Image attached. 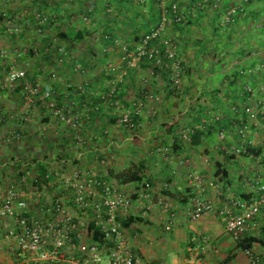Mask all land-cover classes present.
Wrapping results in <instances>:
<instances>
[{"label": "crops", "instance_id": "1", "mask_svg": "<svg viewBox=\"0 0 264 264\" xmlns=\"http://www.w3.org/2000/svg\"><path fill=\"white\" fill-rule=\"evenodd\" d=\"M178 1L185 21L172 29L170 36L176 43L181 67L173 73L171 62L167 60L160 68L161 72L152 75L151 86L144 78V72L150 71L140 64L134 66L122 59L108 73L103 71L108 59L105 62L98 59L95 55L97 47L93 50L89 46L88 52L83 50L89 53L85 58L88 80L83 82H87L89 88L83 96L73 90L70 100L75 101L74 109L80 115L84 114L82 97L89 107L98 106L99 110L94 111L91 121L80 128L86 143L79 154L71 130L41 109V104L36 103L38 111L35 110L32 116L27 111L18 116V102L23 101L21 90L17 88L5 93L1 87L3 74L10 63L7 60H0V116L7 114V117L15 118L8 126L22 133L25 150H34L31 158L48 165V170L68 173L79 169L130 194L131 208L121 216L129 222L123 227V233L128 245L142 256L145 264H247L244 250L237 248L236 241L225 231L216 214L207 213L193 222L188 212L195 196L211 199L220 207L231 198L249 199L257 195L256 179L264 172V115L251 121L242 109L254 105V101L264 96V73L257 69L264 61V0H213L204 9L196 7L195 0ZM55 3L56 0H52V4ZM8 4L11 6L10 1L0 0V21L7 20L13 13L7 9ZM232 5L241 6L243 13L234 24L223 23L220 16ZM79 45L74 53L79 50ZM112 55H118L115 60L122 58L118 52ZM249 69L254 74L246 73ZM64 80L75 89L78 87L75 84L81 83L83 78L73 74V78L65 76ZM173 85L177 89L172 88ZM247 86L254 89L252 97L246 93ZM114 87L119 89L114 103L118 101L123 109L133 110L137 104H144L138 113L141 126L135 132L119 124L114 103L94 97ZM89 90L97 94L88 93ZM150 91L155 93L158 103L150 102ZM235 105L240 109L238 113L233 112ZM2 121L4 119L0 117V129ZM242 124L247 125L245 138L239 137L236 143L232 139L219 140L220 130L237 135ZM191 128L202 132L198 144L189 140ZM7 129L0 130L1 137ZM261 134L262 138L256 141L255 136ZM245 144L260 147L261 153L257 156L233 154L230 158L232 148H243ZM173 148L177 150L173 151ZM24 158L12 156L6 165L12 164L13 159ZM139 160L145 165L146 186L119 185L110 176L111 169L120 170ZM224 169L227 175L223 177L219 170ZM1 175L5 180L13 177L5 170L0 172ZM23 188L29 191L28 186ZM47 195L55 200L57 196L65 197L67 191L58 183L46 190L45 195L42 192L39 201L35 197L29 198L30 215L42 214ZM0 224L3 226V222ZM10 225L14 227V224ZM83 231L78 228V242H70L68 246L84 243L81 234L86 232ZM249 235L259 238L251 249L264 264V218H256ZM85 239L91 243L87 235ZM12 244L11 239L0 233V264H18V259L10 252ZM192 246L199 248V254L190 261L188 252ZM85 257L81 254L78 258L83 261ZM67 260L64 256L45 264H68Z\"/></svg>", "mask_w": 264, "mask_h": 264}, {"label": "built area", "instance_id": "2", "mask_svg": "<svg viewBox=\"0 0 264 264\" xmlns=\"http://www.w3.org/2000/svg\"><path fill=\"white\" fill-rule=\"evenodd\" d=\"M8 1V0H7ZM160 3L161 20L158 27L152 29L146 34L142 42L134 49L137 59L149 54V59H155L156 64L161 62L162 56L173 58V68L179 70L181 67L180 59L176 58V45L171 39L164 38V32L168 25L180 23L184 19L180 4L175 0L168 6V0H157ZM213 0H195L194 5L204 9ZM243 13L241 6H229L221 17L223 23H232ZM20 28L11 20L5 23V33L9 36L17 35ZM158 41V45L147 48L151 41ZM163 49V50H162ZM19 55V54H17ZM175 56V57H174ZM8 50L0 47V60H7ZM78 68V67H77ZM264 69V62L259 65ZM33 82L28 78L25 68H19L14 63H9L8 69L3 74L1 81L2 89L13 91L21 88L25 106H32L38 100L48 107L46 98L50 95V90L40 93L38 82ZM52 106V104L50 105ZM136 105L137 113L140 112ZM53 117L62 125L73 129L82 127V116L74 113L71 107L64 108L48 107ZM249 120H254L258 114H264V98L260 101L259 111L245 109ZM120 124L127 129L135 131L139 124H134L130 117V110L120 114ZM247 126L239 129L240 134L246 132ZM22 134L15 129H8L2 136V141L10 142L19 140ZM219 140L226 137L224 131L218 134ZM85 144L83 137L78 136L76 147L82 148ZM241 147L235 149L237 153L241 152ZM46 175L47 182L43 183L41 190L24 191L17 184L8 185L0 198V233L6 238L11 239L13 244L10 252L18 259V264H45L64 257L61 253L62 248L71 242V234L83 228L87 235V224L80 222L79 217L74 210L80 212H89L96 224L101 226L104 233V242L88 243L87 245H72V249L83 254L85 259L81 261L75 254L71 255L67 262L72 264H145L142 256L137 254L130 247L123 233L121 216H125L131 208L130 194L120 189L113 183L100 180L93 177L89 172L79 169H73L68 173L60 171H50ZM35 175L31 169H25L21 177V183H26L27 179ZM58 183L65 186L67 195L55 201L46 196V206L41 209V213L29 214V198L38 199L42 192L56 187ZM257 195L249 199L231 198L228 202L218 207L211 199L193 197L188 212L190 220L195 222L201 219L207 213H214L218 216L224 225L225 231L236 241L249 232L255 225L256 218H264V172L256 179ZM49 198V199H48ZM14 224V227L10 224ZM68 248V246L66 247ZM248 261L247 264H261L259 255L251 248L245 249ZM199 254L198 247H190L188 259L190 261L197 258ZM105 256V258H103ZM21 258V259H20Z\"/></svg>", "mask_w": 264, "mask_h": 264}, {"label": "trees", "instance_id": "3", "mask_svg": "<svg viewBox=\"0 0 264 264\" xmlns=\"http://www.w3.org/2000/svg\"><path fill=\"white\" fill-rule=\"evenodd\" d=\"M34 1H39V0H34ZM77 1H80V0H58V1L56 0L55 10H53V12H51L49 14H43L42 13V14H38V16H32L31 20L37 21L36 26H38V31L41 33V35H43L42 39L46 45L41 49V52H40L42 54L41 57L39 59H37V61L35 60V66H36V63H38L39 65L35 67L34 71H37V72L42 71L41 64H43L44 62H50L55 67L59 61L66 63L65 61L67 60L66 59L67 56H69V57L73 56V54H74L73 50L75 49L76 45H78L81 41L83 42V41L87 40V38H89L90 35H92V34L88 33L84 28L75 29V28L69 26V28L66 31H59L57 34L59 41H63V43H65V45L59 46L57 44V45H55L56 47L54 48V50H52L50 48L52 45L53 38L50 37L49 35H46L43 30L45 29V27L48 24H55L57 21H61L62 20L61 17H63L64 13H69V10L67 8L61 9V7H59L60 5L64 4L65 2L72 3V2H77ZM90 1H92V0H90ZM93 1H94L93 7H87L85 9L86 0H84L83 3L81 4V8H80L81 10H83L84 14L89 16V18L92 17V20L94 19V12L99 10V6H98L99 3H102V8H103L104 12L107 10H110V8H112L113 6H116V8H118L119 12L121 11L122 13L124 11L134 9L132 16H130V17L127 16V18H124L123 20H121L122 22L120 21L122 23V25L125 24L126 27L131 28L130 31L127 32L124 29H122L121 27L115 28L113 25V22L116 23V20H114V19H107L104 22L103 28L98 30V32H99V36H98L99 40L98 41L100 43V47L102 46L101 50L104 51V56L100 57L98 55V59L102 62H105L107 59L109 60V58L112 56V54L117 53V52L120 54V56H122L124 58V55L126 53H128L132 49H135L137 47V45H139L142 42V40L146 34L150 33V31L152 29L158 27L160 20H161L160 3L157 0H93ZM173 1H175V0H168V6H170ZM42 2L46 3L45 0H43ZM142 3H144L147 7V10H148L147 12L149 13L148 18H146L145 14H143V12H141L139 10V7ZM138 16L142 19V21L139 22L137 20ZM7 18L11 20L12 17L11 18L7 17ZM184 21H185V18L180 23H173V24L168 25V26H171L172 29L174 30V28L180 27V25H182L184 23ZM125 22H127V23H125ZM168 26H167L166 30L168 29ZM86 32H87V34H86ZM158 44H159L158 41L153 40L149 44H147V48H150L151 46L158 45ZM89 46H91V45H89ZM89 46L87 45L85 48H82V50L87 51ZM91 48L94 50V46H92ZM111 51L114 53H112ZM120 51H122V52L120 53ZM29 52L32 55L37 54V52L35 53L32 50H29ZM93 54H95V53H93ZM175 56H176V58L180 59L177 53L175 54ZM85 58H86V56L84 54H82L76 60H72L74 66H75L74 69L76 70V73L79 74L80 76H84L87 72V68H88L87 63H86L87 60L85 61ZM108 60L105 62L104 65L107 66ZM129 60H130V58L126 57L124 62L128 63ZM167 60L170 62L174 61L173 58H168V57L162 56V61L159 64H156L155 59H149V54L147 53V54L142 55L139 58L137 63L140 64L142 68L149 69V71L154 76H156L161 72L160 68L164 67L165 62ZM180 61L182 63V60H180ZM263 62H261V63H263ZM109 69H111V68L109 67ZM258 70H259V73H261V74L264 73L263 68H260ZM26 71H27V69H26ZM110 72H111V70H109L108 73H110ZM247 72H249V74H254L252 69L246 70V73ZM27 76L33 82V84H36L35 82H37V81L35 78L29 76V74H27ZM262 81L264 83V76H263ZM85 84H86L85 87H87L89 85L87 82ZM69 85L67 88L68 91H66L64 94L63 93L57 94L55 89H52V88L50 89V91H49L50 95L46 98L47 104H49L48 107L64 108L65 110H67L68 107H71L72 111L74 113H78L76 108L74 109L75 102H74L73 106L71 105L72 102L70 99H72L71 98L73 95L72 91L75 90V91H77L76 92L77 94L81 93V95L83 96V95H85V93L87 92V89L89 87L86 89L74 87L75 89H72V84L69 83ZM263 86H264V84H263ZM172 88L177 89L176 85H173ZM19 89L21 90V88H19ZM44 92H45V90H43V88L40 86V93L43 94ZM246 93L248 94V97H252L254 95V89L251 86H247L246 87ZM118 94H119V89L117 87H114L111 90L109 89V91L107 93H101V94L95 95L94 97H98V99H100L102 101L109 100L108 102H111V104H112L117 99ZM91 96L93 97V95H91ZM82 98H81V100H82L81 107L86 108L85 115H83L82 119H81L83 122V124H82V127H83V126H86V122H88L89 120L91 121V119L93 118V115L95 114L94 111L99 110V107L98 106H92V107L90 106L89 107L88 104L85 102V100H83ZM263 98H264V96H263ZM66 99L70 100V102L65 101ZM262 99H259L258 101H254V103H255L254 105H246L243 107L242 111L247 116V118H248V115L245 112V109L249 108L251 110L259 111L260 101ZM35 103H38L39 105L41 104L42 105L41 109L48 111V113L53 117L51 110H50L51 108L49 109L40 100H38V95L36 96ZM51 104H52V106H50ZM239 110H240L239 107L237 105H235L233 112L238 113ZM260 115L262 116L264 114H258V117ZM130 117L132 118V121L134 122V124H139V114L137 113L136 109H134V108H133V110L130 109ZM111 119H113V121H116V118H114V117H111ZM118 119L120 120V114H118L117 120ZM105 126L106 125L104 124V127ZM244 126H245V124H242L239 127V129H243ZM67 127L71 130V133H72L71 136H74L73 139L75 141L74 143L76 144L77 137L78 136L83 137L80 133V129H73L69 126H67ZM16 131L18 132V130H16ZM220 131L226 132L224 129H222ZM219 132H218V134H219ZM188 134H189V136H188L189 140L192 143L198 144L200 142V138L202 135L201 131L196 130V129H192L189 131ZM103 135H104V133H103ZM237 135L239 137L242 136V134H240V133H238ZM44 138H46V136H43V139ZM84 140L86 143L85 138H84ZM221 141H223V140H221ZM84 145H83V147H84ZM242 149L243 150H241V155H244V156H257L261 153L260 147L254 148V147H251V145H249V144H245V147H243ZM176 150L177 149L173 148V151H176ZM233 157H234L233 154L230 155V158H233ZM12 161L13 162H11L12 164H10V165L16 169V175L8 178L9 181L5 182V184H7V186L12 184V183H15L21 187L30 186L32 190H41L43 183L47 182L46 175L50 174L51 176H49V178L52 177V172L50 173V170H48V167H47L48 165L39 164V163H37L36 159L24 158V159H13ZM35 162L37 164H35ZM220 166H221V164H219L218 167H220ZM33 167H35L36 169L34 170ZM144 167H145L144 162L139 160L137 163L130 162L127 167L120 169V170L111 169L109 171V174L115 180V182H117V184H119V185H127V184H133L134 183V184H139V185L142 184V186L143 185L146 186L147 183L145 184L144 177H143ZM25 169L33 170L35 175L29 177L27 179L26 183H21V177L24 175ZM219 171H220V173H223V177L227 175V171L225 169L222 171L221 170H219ZM92 176L97 178L94 175H92ZM100 180H104V179H100ZM104 181L109 182L107 180H104ZM109 183H111V182H109ZM3 194H4V191H3ZM60 198H61L60 196H57L55 198V200L57 201ZM120 221H121V224L123 227L127 226L129 224V222L126 221V219L121 218ZM86 229H87V237L89 238V240L92 243L102 244L104 242V233L101 229V226L97 225L94 219L89 220V222L87 223ZM76 234H77L76 231L71 234V242L72 243L78 242ZM259 241H260L259 238H257L256 236L244 235L241 238H239L238 240H236V246H237V248H239L241 250H245V249L251 248L253 246V243H255V242L257 243Z\"/></svg>", "mask_w": 264, "mask_h": 264}, {"label": "rangeland", "instance_id": "4", "mask_svg": "<svg viewBox=\"0 0 264 264\" xmlns=\"http://www.w3.org/2000/svg\"><path fill=\"white\" fill-rule=\"evenodd\" d=\"M8 1H10L11 6L8 4L9 6L7 7V9L9 8L8 9L9 11L13 10V13L10 14L12 17V18L10 17L11 21L14 22V24H16L20 28V32L17 35L16 34L12 35V36L7 35L5 33V23L8 20L10 21V19L0 21V47L8 50L9 57L7 58V61H9L10 63H14L19 68L27 69V71H28L27 74H29V76L35 78L36 81L38 82V85L41 86L43 88V90L46 91V90H50L52 88V89L56 90L57 94H59V93L64 94L66 91H68L67 88H68L69 84L64 80L65 76L73 78V74H77L76 70L74 69L75 66L72 63V60H76L82 54H84L85 56H89V53H87L88 51L85 52V51L80 50V49L85 48L87 45L88 46L91 45V46H94L95 48L97 47L95 55H99L100 57L104 56V51L101 50L102 46L100 47V43L98 41L99 40L98 39V36H99L98 30L103 28L104 22L107 19H114V20H116V23L113 22V25L115 28L121 27L122 29H124L125 31L128 32L131 30V28L126 27L125 24L122 25L121 20H123L124 18H127V16L128 17L132 16V14L134 12V9H132V10L130 9V10L124 11L122 13L121 11L119 12V10H118V8H116V6H113L112 8H110V10H107L104 12V10L102 8V3H99V5H98L99 10L94 12V19L92 20V17L89 18V16L84 14L83 10L80 9L81 4L83 3L84 0H80V1L72 2V3L65 2L64 4L60 5L59 7H61V9L67 8L69 10V13H64L63 17H61L62 18L61 21H57L55 24H48L45 27V29L43 30L46 35H49L50 37L53 38L52 45L50 47L52 50H54V48L56 47L55 45H57V44L59 46L65 45V43H63V41H59L57 34L59 31H66L69 28V26L73 27L75 29L84 28L87 30L88 33H90L92 35H90V37L87 38V40H85L83 42L81 41L79 43L80 45L78 48L80 51L77 50V52H75L72 57L67 56V58H66L68 61L67 63H63L62 61H59L57 63V64H59V66L53 68L52 63L43 61L44 64H41L42 71L37 72V71H34V69L36 67L34 65V61L35 60L37 61V58L39 59L41 57V55H42L40 53L41 49L46 45L42 39L43 35H41V33L38 31V26H36L37 21L31 20V18H32V16H38V14H42V13L43 14H49V13L53 12V10H55V4H52V0H45L46 3L42 2L43 0H39V1L22 0V1H24L23 3H20L21 0H8ZM93 5H94L93 0L92 1L86 0L85 9L87 7H93ZM139 10L141 12H143V14H145L146 18L149 17V13L147 12L148 11L147 7L144 3H142L140 5ZM222 15L220 17H223ZM137 20L139 22L142 21V19L139 16L137 17ZM220 20H221V18H220ZM236 21H237V19H236ZM235 22H232L231 24H234ZM125 23H127V22H125ZM171 33H172V27L168 26V29L165 30V32H164V38L171 39V41L176 45L175 41H173V39L170 36ZM29 50H32L33 52L37 51V54L32 55V54H30ZM122 51H120V53ZM17 54H19V55H17ZM116 56H118V55H115V56L112 55L109 58L110 60H108L107 66L105 67V69H103L104 72L105 71L109 72V70L116 68V66L118 65V61L121 60V62H122V59L124 61L126 57L130 58L129 63H131L132 65L135 66L138 64L137 63L138 59H137V56L135 54L134 49H132L128 53H126L124 55V58L123 57L121 59L119 58V60H115L116 58H118ZM161 61H162V59H161ZM169 65L173 69L172 71L174 73L175 72L174 70H176L173 68L174 62H171ZM109 67L111 69H109ZM257 69H260L259 66ZM0 71L2 72V70H0ZM65 72H66V74H65ZM144 73H145L144 78L148 79L146 81V83L148 82V84H149V82L152 79L151 77L153 74H150V72L149 73L144 72ZM81 77L84 80L81 83L75 84V85L78 86L77 88H85V89L88 88V86L85 87L86 84L83 83L84 81L88 80V75L81 76ZM172 78H174V76ZM1 81H3V79ZM56 83H58L59 86L56 87ZM159 85L161 86V84H159ZM149 90H150V88H149ZM7 91H10V90L5 89V93ZM88 93L97 94L96 91H93V93H92V90H89ZM158 96H160V95H158ZM150 99H151L150 100L151 103H153V102L158 103L159 102L157 100V98L155 97V93L151 94ZM65 101L70 102V100H67V99ZM71 102H72L71 105L73 106L75 101L71 100ZM43 104L45 105V103H43ZM114 104H115L114 110L117 111L118 114H121L122 112H124L126 110H129V109H123L122 107H120L119 106L120 103L118 101L115 102ZM36 105L37 104L34 103V104H32V106L28 107V106L24 105V101H19L18 102V108L16 107L17 111L19 112L18 116L21 117L23 114H25L26 111L30 115L35 113V110L38 111V108L36 107ZM137 106H138V104H137ZM143 106H144V104L141 107H139V108H141L140 110L143 109ZM83 111L85 113L86 108H84ZM14 113L15 112L12 113L13 116H14ZM0 117L2 119H4V121H2L3 123H1L2 124V128H1L2 130L7 129V128L8 129L13 128V126H11V125L8 126V125L10 124V121L15 119V118H11L10 115L7 117V114H6V117H2V116H0ZM258 119L259 118L257 117L256 119L251 120V121H256ZM119 124H120V122H119ZM120 125L123 128H126L122 124H120ZM140 126L141 125L139 124V128H140ZM104 129H105V127H103V130ZM127 130L132 131L130 129H127ZM137 130H135V131H137ZM135 131H132V132H135ZM238 133H239V128H238L236 134H238ZM246 134H247V129H246V132L241 136V138H245ZM104 135H106V133ZM262 136H263L262 134L256 135L255 136L256 141L260 140L262 138ZM101 137L103 138L105 136L102 135ZM0 138H2V137L0 136ZM226 139H232L233 143H236L239 140V136L235 135L233 133L232 134L226 133V138L223 139V141ZM1 141H2V139H0V172L2 173L3 170H5L7 172V174H12V176H15L14 174H16V169L14 167H12L11 165H6V164H8V162L10 161L12 156H17L18 158H24L25 157L27 159H30L31 156L35 152H33L34 150H32V149L31 150H25L26 145H25V143L23 144L22 137L19 140H12L10 142H4V141L1 142ZM75 146H77V145L75 144ZM76 149H77V147H76ZM235 149L236 148H232L231 149L232 152L230 154L241 155V152L237 153L235 151ZM241 150H243V149H241ZM80 152H81L80 148H78L77 153L79 154ZM46 155L48 156V154H46ZM122 156L123 155H121V157ZM3 175H4V173H3ZM3 175H1V177H0V198L3 195V190L7 187V184H5V182L9 181L8 178L5 180L4 179L5 177H3ZM60 185H61L62 189H65V186L62 183ZM28 188H31V187L28 186ZM22 189H24V188L22 187ZM28 190H30V189H28ZM74 213H76V215L79 217L80 222H83L84 224H87L89 222V220L91 219V216H92L89 212H80V211L74 210ZM83 233H85V230L83 231ZM81 235L83 238L82 242H84L87 245L88 243L86 242V239H85L86 234H81ZM84 243H82V244H84ZM67 246H68V244H67ZM67 249L65 251H61V253L65 256V258H67V257L69 258L71 255H74V254L78 257L81 256L80 252H78L75 249H72V245L68 246ZM103 258H105V257H103ZM70 264H72V263H70Z\"/></svg>", "mask_w": 264, "mask_h": 264}]
</instances>
